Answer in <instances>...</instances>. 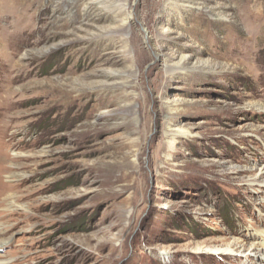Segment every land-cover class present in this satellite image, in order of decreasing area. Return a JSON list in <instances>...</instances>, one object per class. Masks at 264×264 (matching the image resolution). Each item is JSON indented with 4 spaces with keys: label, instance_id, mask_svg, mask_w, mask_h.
<instances>
[{
    "label": "rangeland",
    "instance_id": "obj_1",
    "mask_svg": "<svg viewBox=\"0 0 264 264\" xmlns=\"http://www.w3.org/2000/svg\"><path fill=\"white\" fill-rule=\"evenodd\" d=\"M0 264H264V0H0Z\"/></svg>",
    "mask_w": 264,
    "mask_h": 264
},
{
    "label": "bare ground",
    "instance_id": "obj_2",
    "mask_svg": "<svg viewBox=\"0 0 264 264\" xmlns=\"http://www.w3.org/2000/svg\"><path fill=\"white\" fill-rule=\"evenodd\" d=\"M118 13H119L120 15H122V13H123V12H122V11H120V12H118ZM254 250H255V249H254Z\"/></svg>",
    "mask_w": 264,
    "mask_h": 264
}]
</instances>
